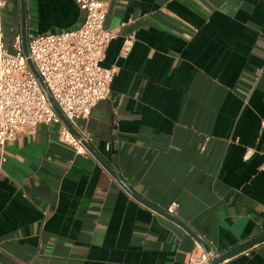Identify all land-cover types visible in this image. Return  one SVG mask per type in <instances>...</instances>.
<instances>
[{"label":"crops","instance_id":"1","mask_svg":"<svg viewBox=\"0 0 264 264\" xmlns=\"http://www.w3.org/2000/svg\"><path fill=\"white\" fill-rule=\"evenodd\" d=\"M21 0L0 10L17 35L75 28V0ZM118 72L86 120L92 145L140 196L227 253L264 234V0H110ZM132 45L125 53L126 37ZM58 123L5 146L0 264H184L199 243L131 196ZM248 252V254L246 253ZM225 264H264V241Z\"/></svg>","mask_w":264,"mask_h":264},{"label":"built area","instance_id":"2","mask_svg":"<svg viewBox=\"0 0 264 264\" xmlns=\"http://www.w3.org/2000/svg\"><path fill=\"white\" fill-rule=\"evenodd\" d=\"M10 0H0V10ZM84 19L79 26L52 33L30 34L27 40L29 58L39 72L57 106L70 121L77 135L58 115L38 77L28 63L22 38L15 37V52L9 51L0 29V179L4 175L5 146L23 130L35 131L41 123H58L59 140L78 154L90 153L86 143L93 138L81 125L93 108L111 93L117 66H105L110 43L118 36L115 28L106 26L110 0H75ZM132 45L126 37L123 51ZM264 129V120L261 123ZM179 204L173 201L167 209L175 215ZM191 251L184 264H210L220 256L213 241ZM248 254V252L246 251ZM226 259L218 264H225Z\"/></svg>","mask_w":264,"mask_h":264},{"label":"water","instance_id":"3","mask_svg":"<svg viewBox=\"0 0 264 264\" xmlns=\"http://www.w3.org/2000/svg\"><path fill=\"white\" fill-rule=\"evenodd\" d=\"M21 6H22V25L23 28L26 24V0H21ZM25 31H23V50L25 55L28 57V63L31 67V69L34 71V73L36 74V76L38 77L39 81L41 82L45 92L47 93L48 97L50 98L56 112L58 113V115L62 118V120L77 134L79 135V133L73 128L72 124L70 123V121L66 118V116L64 115V113L60 110V108L57 106V104L55 103L54 99L52 98L50 91L48 90L47 86L45 85V83L43 82L39 72L37 71V69L35 68L32 60L29 58V52H28V45H27V38L24 35ZM87 148L89 149V151L98 159V161L107 169L109 170V172L113 175V177L122 185V187L131 195L133 196L135 199H137L138 201H140L141 203L147 205L148 207L156 210L157 212L169 217L170 219L174 220L175 222H177L178 224H180L185 230H187V232L189 234H191L197 241H199V243L201 244H205V240L199 236L187 223H185L184 221H182L181 219H179L177 216L168 213L165 209L158 207L157 205L151 203L150 201L146 200L145 198H143L142 196H140L138 193H136L131 186L128 185V183L121 177V175H119V173H117L110 165L109 163L106 161V159L94 148V146L91 143H86ZM264 241V234L253 239L252 241L236 248L233 249L227 253H223L220 256H218L217 258H215L214 260H212L210 262V264H218L220 262H222L223 260L236 255L244 250H246L247 248Z\"/></svg>","mask_w":264,"mask_h":264}]
</instances>
